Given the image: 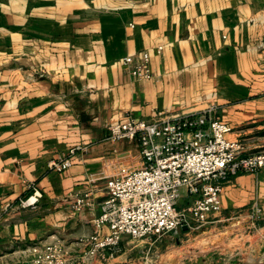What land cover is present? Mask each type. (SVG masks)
<instances>
[{
	"label": "crops",
	"instance_id": "crops-1",
	"mask_svg": "<svg viewBox=\"0 0 264 264\" xmlns=\"http://www.w3.org/2000/svg\"><path fill=\"white\" fill-rule=\"evenodd\" d=\"M144 50L155 79L138 82L123 59ZM214 105L245 155L264 153V0H0V264H35L38 243L75 256L97 232L106 180L141 167L110 125ZM77 145L71 169L49 168ZM32 187L42 198L22 208ZM222 202L211 218L264 212V168L233 177Z\"/></svg>",
	"mask_w": 264,
	"mask_h": 264
},
{
	"label": "built area",
	"instance_id": "built-area-1",
	"mask_svg": "<svg viewBox=\"0 0 264 264\" xmlns=\"http://www.w3.org/2000/svg\"><path fill=\"white\" fill-rule=\"evenodd\" d=\"M158 54L163 46L156 49ZM151 52L141 51L123 59V66L135 81L155 79ZM216 105L201 112L166 118L162 113L151 121L132 116L108 127L110 142L139 145L141 167L121 168L106 180V198L95 220L97 232L82 238L78 255H69L62 242L31 247L35 264H102L117 257L125 239H162L203 227L221 213L225 186L233 177L255 174L264 168V153L245 155L244 144L228 138L233 129L217 114ZM88 147L77 145L68 155L52 161L49 168L63 173L73 166ZM20 201L22 208H35L42 192ZM185 194L190 205L179 208ZM92 191L76 196L74 209L84 211ZM257 209L255 213H259ZM106 230V232H105Z\"/></svg>",
	"mask_w": 264,
	"mask_h": 264
},
{
	"label": "rangeland",
	"instance_id": "rangeland-1",
	"mask_svg": "<svg viewBox=\"0 0 264 264\" xmlns=\"http://www.w3.org/2000/svg\"><path fill=\"white\" fill-rule=\"evenodd\" d=\"M187 201L182 197L178 207ZM242 214L219 215L203 227L158 240L127 238L117 257L102 264H242L246 251L249 262L257 263L264 255V212L252 219Z\"/></svg>",
	"mask_w": 264,
	"mask_h": 264
},
{
	"label": "water",
	"instance_id": "water-1",
	"mask_svg": "<svg viewBox=\"0 0 264 264\" xmlns=\"http://www.w3.org/2000/svg\"><path fill=\"white\" fill-rule=\"evenodd\" d=\"M183 231H188V227L187 226H184L183 227Z\"/></svg>",
	"mask_w": 264,
	"mask_h": 264
}]
</instances>
